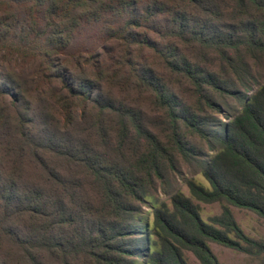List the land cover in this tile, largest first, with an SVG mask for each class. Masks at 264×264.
Instances as JSON below:
<instances>
[{
    "label": "trees",
    "instance_id": "obj_1",
    "mask_svg": "<svg viewBox=\"0 0 264 264\" xmlns=\"http://www.w3.org/2000/svg\"><path fill=\"white\" fill-rule=\"evenodd\" d=\"M0 97V142L13 111L47 168L1 183L0 264H264L230 209L264 218V0H0Z\"/></svg>",
    "mask_w": 264,
    "mask_h": 264
},
{
    "label": "rangeland",
    "instance_id": "obj_2",
    "mask_svg": "<svg viewBox=\"0 0 264 264\" xmlns=\"http://www.w3.org/2000/svg\"><path fill=\"white\" fill-rule=\"evenodd\" d=\"M111 60L105 58L102 68H106L107 64ZM14 62L12 61L9 68H12ZM36 74H28L27 84H30L31 78H35ZM34 85V84H32ZM31 86V85H30ZM105 90L113 91V89L108 85L104 84ZM3 102V98L0 97V103ZM147 108L145 110L152 112L151 105L149 102L145 104ZM8 129L7 134L3 136L4 141L0 142V197H1V183L6 178H13V181L18 187H22L24 184L33 181H39L41 184L44 183L46 178L47 168L43 164H39L32 156L27 154L26 149L33 152L36 145L30 142L29 139L25 140L24 137L19 136L21 129L18 128L17 121L15 119V113L13 111L8 112ZM51 115V114H50ZM49 114L44 113L45 127H56V117H50ZM81 119V118H80ZM78 119V124L81 123V120ZM62 130H66V127H59ZM72 133L77 134L78 130L73 131ZM21 151L26 152V155H21ZM45 151L46 162L52 166H57L64 168L68 165V159L60 156L52 150H43ZM37 163V164H36ZM187 172V168L185 167ZM197 181H201L204 184L206 183L199 174L195 175ZM171 182L173 180L169 178ZM179 189L188 195V189L180 178H178ZM158 196L160 200L168 201L166 194H163L159 188L157 189ZM199 205V213L201 217L206 220L208 216L213 214H218L220 212V203H204L201 201H195ZM5 201L0 198V230L3 227L8 225H15L16 215L14 212L5 209ZM143 213L147 214L149 209L144 206ZM230 209L233 213V216L243 231L252 238L255 239H264V218L256 214L255 212L239 208L234 205H230ZM213 254L217 257L220 264H258L259 258L256 256H251L246 253L236 251L230 247L215 243H208ZM184 257L188 264H201L198 259L187 250H184Z\"/></svg>",
    "mask_w": 264,
    "mask_h": 264
}]
</instances>
